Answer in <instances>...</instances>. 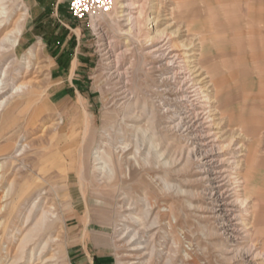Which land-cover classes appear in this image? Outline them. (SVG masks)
<instances>
[{"label":"rangeland","instance_id":"obj_1","mask_svg":"<svg viewBox=\"0 0 264 264\" xmlns=\"http://www.w3.org/2000/svg\"><path fill=\"white\" fill-rule=\"evenodd\" d=\"M37 1L43 7L37 16L31 11L35 0L14 1L10 21L3 26L4 36L21 13L27 14L15 52L1 57L3 70L13 63L3 93L9 95L12 88L26 82L31 85L3 113L0 158L26 145L19 165L8 171L5 186L13 182L23 187L28 182L25 210L31 209L35 193L41 190L31 185H39L42 178L45 189V204L33 211L27 227H21L22 234H16L15 247L37 222L43 207L53 208L56 216L49 220L50 230L35 236L26 259L18 264H29L32 252L43 260L55 255L58 264H165L173 250L177 254L172 264H247L228 261L214 220L200 210L204 202L194 162L164 167L153 157L146 163V143L138 167L128 177L119 172L115 182L97 178L93 155L105 131L111 138L121 128L130 139L136 133L121 123L130 92L136 96L132 106L142 117L127 120L128 125L146 130L149 136L155 132L149 104L157 93L160 74L151 69L156 60L147 53L152 49L147 39L155 36V29L165 30L173 44L181 47L194 82L208 97L209 120L224 167L232 171L236 186L244 183L237 189H245L239 197L247 199L244 223L252 228L247 242L239 247L252 246L264 255V0H127L134 4L131 10L114 7L92 28L76 20L64 0ZM130 12L135 20L127 22ZM124 50L126 54L118 55L119 72H127V78L119 80L112 62ZM32 52L35 57L28 69ZM2 81L0 76V85ZM85 110L93 116L95 144L88 180L82 187L77 170L83 129L81 122H68L72 117L80 119ZM158 138L168 151L167 160L187 156L189 147L178 136L167 132L164 139ZM132 150L127 151L129 159H133ZM20 167L24 169L16 175ZM65 168L67 180L63 179ZM165 208H171L178 220L171 231L155 217ZM9 229L14 226L9 224ZM9 236H4L3 256ZM50 238L56 241L45 245ZM136 253L142 258H133ZM259 263L264 264L260 258L249 262Z\"/></svg>","mask_w":264,"mask_h":264},{"label":"bare ground","instance_id":"obj_2","mask_svg":"<svg viewBox=\"0 0 264 264\" xmlns=\"http://www.w3.org/2000/svg\"><path fill=\"white\" fill-rule=\"evenodd\" d=\"M14 1L17 0H0V67L2 66L0 68V76L3 79L1 82L2 86L0 85V125L2 123L3 113L5 112V109L8 108L10 101L15 96L17 97V95H20L31 86L29 82H26L20 86L17 85L18 87L12 88L13 92L9 95L8 93H3L7 87L6 86L3 88L6 85L5 79L7 78L5 77L6 74H9L8 69L13 63L10 61V64L7 66V68L3 70L4 65L1 63V57L4 55V53H8L10 51L15 52L19 36L23 31L22 22L27 16V14L21 13L18 22L13 25V29L3 36V33L5 32V24L10 21V7ZM114 2V7H117V9L121 10L129 8L131 10V6L134 5L131 3L127 4V0H114ZM124 12L125 11H121L119 13ZM119 13L117 12V14ZM110 14L99 16L96 22ZM125 17L128 18V20H126L127 22H132L135 20L131 12ZM151 20H153L152 23L156 21L155 19H150V21ZM153 31H156L155 36L149 37V39H147V43L152 47V49L147 53L156 60V65L151 69L158 70L160 74L158 83L155 82L157 84V93L149 104V107H151L149 119L155 127V132L150 133L149 131V136L146 130L144 131L134 124L132 127L128 125L127 120L133 121L142 117L136 114L134 110L135 107L132 106L136 96L133 91L130 92L129 96L127 97L128 99L126 100L127 102L125 101L127 105L126 110L123 112L121 123H124L123 125L125 126V129L136 130V133L133 139H130V137L124 133V129L121 128L119 133L114 134L111 138V135L108 133V131H105L101 144L93 155L95 161V172L98 173L97 178H100L101 182L106 180L107 182H115L118 178L119 172L125 173V176L128 177L132 170L135 169L136 166L138 167L141 157L140 150L145 147L146 143L149 146L147 153L148 155L146 159L143 158L146 163H148L150 158L153 157L158 159L159 163L162 161L164 167L172 166L173 164L182 165V163L186 165L189 162H194L198 174L197 182L201 184L199 195L204 202V204L200 206V210L204 212L207 217L214 220L216 228L215 231L217 235H219L223 240V247L225 249L224 253L225 255L229 256V258H227L228 261L233 263L237 262V260H240L241 262L249 264V262H252L254 259L260 258V260L264 262V255L257 252V248L250 246L249 249H242L239 247L245 241L247 242L248 238L250 237L249 229L252 228L249 223L248 225L244 223V218L246 216L243 215V213L247 205V199L239 197L240 192H244L245 189H237L241 188L240 185H243L244 183H238L239 186H236L237 183L233 182L234 177L232 171H229V169L224 167L223 159H221L219 156L221 153L218 152L216 145L217 139L215 133L212 130L213 125L210 124L209 120V110L211 109L209 108L208 97L205 95L203 88L199 87V85L194 82L192 73L189 69V63L185 62V54L180 52L181 47L173 44L170 36L166 34L165 30L158 31L155 29ZM126 52L127 50H124L113 56L115 59L112 62L115 66L113 68L115 70L114 74L119 80L127 78V72H119L121 68L118 59V55H123L124 53L126 54ZM34 57L35 53L32 52L27 58L28 69L32 64L30 60ZM124 84L128 85L127 83ZM146 106L148 107L147 104ZM156 112L158 115L155 114ZM92 120V114L85 110L83 119L80 123L81 128L83 129L84 144L80 155H78L79 166L77 170L79 181L82 187L86 185L88 180L87 170L89 169L88 164L90 158L92 157L91 148L95 144V134L92 132ZM167 132L178 136L188 145L189 150L187 152V156L183 155L178 160L173 159V157L167 160V149L165 151V148L162 145L163 143H158L160 141L158 140V136L164 139ZM118 146H120L119 149ZM25 147L26 145L23 143V145H21L16 150H10L12 152L7 154V156H2L0 158V231L3 234V236L0 237V264H18L19 262L25 260L27 255L26 252L30 243L34 241L35 236L38 233H42L44 230H50L51 225L49 220L56 216L54 214L53 208H48L47 206L43 207L37 222L26 232L25 236L22 237L18 247H15L14 239L16 240V234H22V230L27 227V224L29 223L31 214L36 208L40 209L42 206L40 204H42L44 201L42 195L45 189L42 188V178H40L41 182L39 185H31L33 187H37L39 190L41 189L39 192L35 193V200L33 199L34 201L31 204V209L27 207L25 210L24 206L27 203L25 202V199H27L26 194L28 191L26 190V185H28V182L24 181L25 183L23 187H15L13 182L7 184V187L5 186L6 179L8 177V171H10L11 168L19 165L18 162L20 157L23 155ZM131 147L134 150V155L132 156L133 159H131V157L130 159L128 158L131 154H128L127 151ZM14 169L15 168H13V170ZM23 169L24 167H20L16 171V175L19 172H22ZM66 171V168L62 171L64 174L63 179L65 180L68 178V173ZM165 186L171 187V185H168L167 183H164V187ZM161 209L162 208L159 207V210ZM155 217L160 222V224L163 225V223H165L168 225V229H170V231L175 227L173 225L177 224L178 222L177 217L171 208L166 209L165 212H157ZM52 223L53 221L51 224ZM9 224L13 225L14 229L10 230ZM4 236H9V243L4 248L6 253L3 256L2 252L5 243ZM54 241L56 240L50 238V240L46 242L45 245L51 242L53 243ZM175 244H178L177 240H175ZM44 250L45 248H42L40 253L42 254ZM61 251L62 250H59L58 252ZM172 252L174 253L173 256H170L165 264L173 263L174 256L177 254V251L173 250ZM36 254L37 253L32 252L28 255L27 258L29 264H32L34 261H40L42 264L48 262H54L55 264H58V258L55 255L51 256L47 260H43V256L41 257L40 255V257L36 258ZM154 255H156V253ZM187 255L189 256L190 254L187 253ZM133 258L141 259L142 255L136 253Z\"/></svg>","mask_w":264,"mask_h":264},{"label":"built area","instance_id":"obj_3","mask_svg":"<svg viewBox=\"0 0 264 264\" xmlns=\"http://www.w3.org/2000/svg\"><path fill=\"white\" fill-rule=\"evenodd\" d=\"M64 3L76 20L88 23L91 28L99 16L112 13L115 6L114 0H64Z\"/></svg>","mask_w":264,"mask_h":264},{"label":"crops","instance_id":"obj_4","mask_svg":"<svg viewBox=\"0 0 264 264\" xmlns=\"http://www.w3.org/2000/svg\"><path fill=\"white\" fill-rule=\"evenodd\" d=\"M68 6V5H67ZM43 7L41 6V4L37 1V0H35V2H34V4H32L31 5V11H32V14L34 15H39V13H41V9H42ZM68 10H69V7H68ZM84 22V21H83ZM85 23V22H84ZM262 23L264 24V18H263V20H262ZM81 101V102H80ZM78 102L81 104V106H82V102H84V100H83V98L81 97V96H79V98H78ZM82 115H83V112H82ZM82 115H81V117H80V119L79 118H77V117H72L71 119H70V121L68 122V123H70V122H81L82 121ZM247 191V190H246Z\"/></svg>","mask_w":264,"mask_h":264}]
</instances>
